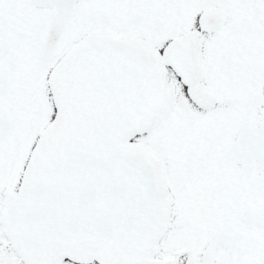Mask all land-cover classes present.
Returning a JSON list of instances; mask_svg holds the SVG:
<instances>
[{"label":"snow or ice","instance_id":"1","mask_svg":"<svg viewBox=\"0 0 264 264\" xmlns=\"http://www.w3.org/2000/svg\"><path fill=\"white\" fill-rule=\"evenodd\" d=\"M0 264H264V0H0Z\"/></svg>","mask_w":264,"mask_h":264}]
</instances>
